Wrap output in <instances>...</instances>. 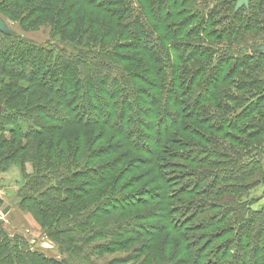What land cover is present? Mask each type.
Wrapping results in <instances>:
<instances>
[{
    "label": "trees",
    "instance_id": "trees-1",
    "mask_svg": "<svg viewBox=\"0 0 264 264\" xmlns=\"http://www.w3.org/2000/svg\"><path fill=\"white\" fill-rule=\"evenodd\" d=\"M202 1L191 0L186 6L189 0H0V14L18 22L20 29L48 26L53 38L62 39L40 45L0 29V172L14 162L30 164L18 190L20 205L63 254L58 259L31 250L24 238L9 236L0 223V264H96L88 258L107 251L101 239L121 235V227L108 229L106 225L115 221L105 219L129 202L113 195L111 187L99 189L96 196L87 195L82 202L80 186H72L84 180L96 187L112 171L108 163L118 164V156L109 157L122 144L100 143L107 127H118L127 144L153 155L156 144L169 133L187 131L183 121L195 117L203 104L218 98L236 102L237 107L218 104L226 113L212 114L217 121L205 128L225 137L227 131L237 129L238 121L262 107L264 54L257 44L264 26L257 28V19L264 20V0L254 2V6L248 0L247 6L243 3L235 8V0H216L207 10ZM241 12L246 13L244 23L237 20ZM223 19L219 29L209 30ZM191 36L213 40L218 46L212 49L209 43L185 40ZM59 41L71 46H57ZM185 63L192 67H183ZM182 67L188 74L184 88L179 84ZM201 74L204 78L198 82ZM237 75L241 80L231 81L236 82V90L255 86L254 94H226L224 83ZM157 114L160 116L155 119ZM4 120L10 124L5 126ZM187 134L197 137L193 130ZM110 137L120 141L115 134ZM202 140L211 148H189L192 150L181 157L192 165L209 162L207 167L212 165L215 170L190 167L193 180L183 175V167L169 173L168 195L154 191L162 201V210L166 212L168 205L173 209V220L185 221L193 215L191 209L212 210L203 216L207 222L202 223L203 229L222 223L226 212H242L213 230L211 239L202 243L212 254L209 263L202 262L203 257L200 260L204 249L191 252L186 248L189 241L181 239L183 234L167 255L189 251L190 255L187 252L179 257L184 264H264V254H259L255 244L264 242V200L255 206L264 196L237 204L228 195H236L241 188L223 186L258 171V154L240 158L231 152L224 157L225 149L218 142ZM126 152L131 151L125 148ZM131 159L134 162L135 158ZM216 159H227L231 164L226 167ZM203 179H207L206 184L200 190L194 188ZM189 191L200 195V201L181 200ZM205 197H217L218 202ZM189 227L182 224L181 230ZM224 235L229 238L209 246ZM213 253H225V261L216 260ZM107 263L114 264L112 258Z\"/></svg>",
    "mask_w": 264,
    "mask_h": 264
},
{
    "label": "rangeland",
    "instance_id": "rangeland-1",
    "mask_svg": "<svg viewBox=\"0 0 264 264\" xmlns=\"http://www.w3.org/2000/svg\"><path fill=\"white\" fill-rule=\"evenodd\" d=\"M190 1L191 0H189L186 6L191 5ZM257 1L258 0H252V6H254ZM215 2L216 0H203L202 6L207 10ZM243 3L247 6L248 0H235L234 8L235 6L238 7ZM239 14L240 16L237 18L238 22L244 23L246 19V13L241 12ZM257 22L259 23L257 24V28H260V26L262 28L264 26V20L262 21V18L257 19ZM196 23L199 22L197 21ZM223 24L224 19L218 22L219 26H214L212 29L209 30L219 29ZM0 26L2 29L6 30V32L8 31L9 33H11V35H20L22 38H25L30 42H33L34 44L47 45L55 39L51 36L50 28L48 26H40L34 30L24 31L20 29L18 22L10 21L1 14ZM201 26L204 27V24H202ZM261 34L262 37L260 38L257 45L259 46L261 51L263 50V53L264 29L261 31ZM195 39L203 41L204 43L211 44V46L213 47L212 49H214L215 46H218V43L214 42L213 40L205 39L201 36H191L185 40L193 41ZM55 40L62 39L56 38ZM64 42L59 41L60 45L57 44V46H71ZM208 56L211 60L212 55L209 54ZM183 67L191 68L192 66L191 63H185L183 64ZM183 67L179 74V77H181L183 80H181L179 84H181L180 86L184 88L185 83L187 82L188 74H186L187 72ZM182 70L185 71L184 74ZM144 76L146 77L147 75L145 74ZM202 76L203 75L201 74L200 77L197 79L198 82H201L202 78H204ZM148 77L150 76L148 75ZM232 80H236L238 82V80L241 79L238 77V75L237 77H231L229 78V80H227L228 84L224 83L223 86L226 94H230L233 97L245 96L246 94H250L249 92L251 91L252 93L250 95H252L254 94L253 91L257 88L254 86L245 88L242 91H237L235 87L237 84L236 82L231 84ZM252 80L254 81V78ZM138 82L139 86H143L144 88L146 87V85L141 81ZM243 82H247V80L243 79ZM260 83H262V81ZM176 93L177 92L174 93V96L176 95ZM223 103H227V105H233L237 107L236 102H228L223 98H218L217 100H214L212 104L206 103L201 105V107L197 108V111L195 112V117H193L191 120L188 119L187 121H183V123L187 124V131L193 130V134H195L197 137L188 135L187 131H173L167 135L165 140L162 139L164 136L161 138L163 141L160 140L158 145L156 144V148L153 155H151V153H148V151L144 149L143 150L145 152H143L140 148L137 147L136 148L138 150H135L133 148V145L127 144V141L121 135V130L118 127H114L116 130L109 129L107 127V129L104 131L103 138L101 139L100 143H103L104 145L108 144L109 142L122 144L120 148L115 149V155H111L109 157L112 158V156H118V164L115 165L112 162L110 164L108 163L109 167L112 168V171L108 175V178L105 180V182L99 184L96 187H90L89 185L85 184L86 181L84 180H80L74 183L72 186H80L79 189L82 190V194L80 196L83 197L82 202L83 200H87V195L96 196L99 189H108L109 187H111L109 189L112 190L110 192L113 195H116V197L119 196L123 202H129V204L127 205V207L121 208V210L117 211L115 214L105 219L108 221H115L110 225H106V227L111 230H119V227H121V235L107 236L104 239H101L102 243L105 244L107 251L100 253L99 256H90L88 258L90 262L96 264H108L107 262L112 258V262L114 264H184L179 259V257L186 254L187 252L190 255L189 251H183L181 255H176L175 253L167 255L170 251H172L175 241L180 240L178 236L182 234L183 237L181 239L184 240L185 243L189 241L186 247L187 249L191 248V252H195L196 250L203 251L202 249H204V252H201L200 260L203 257L202 262L210 261V259L208 258H210L212 254L208 253V249L204 247L205 245H202V243L211 239L214 234L212 232H214L216 229L229 224L234 219H237L242 211H238L237 214H234L233 212H226L227 216H225V219L222 220V223L215 225L214 227H210V229H203L204 227L202 226V223L203 225L207 223L203 216L209 215L211 212H213L212 210L203 211L205 207H201L200 209L197 207L196 209H191L190 212H193V215L189 216L190 218H188V221H185L186 219L180 220L179 218L173 220V217L170 213L173 209L171 210L170 207L167 205V211H163V204H161L162 201L156 198V196L154 195V191L157 190L158 192H160V194L168 195V193L170 192L171 183L168 179H166V177L169 173L173 172L174 170H180L179 167H183V175L186 176L187 180H193L192 177H190V167H207L209 162H206L205 164L197 163L192 165L184 161L181 155H183L184 152H190L194 148H211L205 142H202V139L205 140V138H209V140H213L214 143L218 142L219 146L225 149L223 150L225 151L224 154H226L224 155V157L229 156L232 153L236 154L240 158H250L251 155L258 154L261 161V168L259 167V170L252 173V175L242 177L238 181L230 180L227 181L229 183H224L223 186L241 188L236 190V195H228V197H230L229 200L233 198V201L239 204L238 201H253L258 196L259 198L260 196H264V100L261 103L262 107L260 109L251 113L248 118L237 122L238 126L236 130L227 131L229 132L227 135L228 137H225L222 134L217 135L215 131H206L205 129L206 127L211 126L212 124H214V122L217 121L215 116H213L212 114L218 115L226 113L225 111L221 110V108L219 107L220 105H218ZM159 108L160 107H158L157 109L158 112ZM5 112L9 113L6 109ZM130 114V111H128L127 115L130 116ZM158 116H160V114L155 115V119H157ZM207 121H209V123ZM7 122L8 121L4 120L3 124L5 126L9 125L10 123L8 124ZM189 122L192 125H189ZM229 122L233 121L230 120ZM185 124L182 126L183 128L186 127ZM201 125L203 126V128L200 127ZM153 129V132L155 133V127ZM69 130L73 129L69 128ZM255 132H258V135L256 137H248V134H255ZM112 134L117 135L120 141H113V138L110 137ZM241 143L245 145V148L240 145ZM8 147L10 146L8 145ZM5 148L7 149V147ZM125 148H128L131 152L124 153ZM127 154H130V157ZM155 155H157V157ZM131 157L135 158L134 162ZM216 160L222 162V164H224V166L226 167L231 164L230 161L228 162L227 159ZM128 162H131V164H128ZM164 163L167 164L163 165ZM209 167L210 168L207 167L209 170H215V167H212V165H209ZM217 168H219V166H217ZM29 172L30 164L28 162H25L23 164L14 162L7 166L4 171L0 172V198H2L5 202L10 205L8 213L3 217V227L5 228L9 236L13 237L15 235H19L24 238L28 243L29 249L38 251L47 257L59 259L60 257H62L63 254L60 252L58 244L55 242V240L49 238L44 229L41 227L40 223L32 216V214L29 211L22 209L20 205V197L18 195V190L20 189L23 183L24 178L22 177V175L24 173ZM206 182L207 179H203L200 185L195 183L194 188L200 190L202 186L206 184ZM93 189L95 191H93ZM157 191L156 193H158ZM190 193L191 191L186 193V195L181 196V200L194 199L196 203L200 201V195H195V191L194 193ZM205 198L213 200L216 203L218 202L217 197ZM263 200L264 197L261 198L257 203H255V206L261 204ZM163 202L170 204V202H167L165 200ZM106 208L110 209V206H107ZM182 224L187 225V227L191 225V227H189L190 229L186 228L185 230H181ZM170 225L173 227H171ZM160 228H164V230H161ZM127 229H130L131 231L126 232ZM171 232H175V234H171ZM187 236H192V239L195 238L197 241H199L200 239V242L197 244V241H192V239ZM225 238H229V235L218 237L215 241L210 243L209 246L218 244L224 241ZM101 240H96L95 242H101ZM255 244L257 245L256 247H258L259 249V254H264L263 240L256 241ZM230 246L231 244H229V248ZM237 247H240L239 243ZM213 254L214 256H216V260L218 258L222 261H225V253H223L222 255H215V253ZM193 257L194 256L192 255L191 260Z\"/></svg>",
    "mask_w": 264,
    "mask_h": 264
},
{
    "label": "water",
    "instance_id": "water-1",
    "mask_svg": "<svg viewBox=\"0 0 264 264\" xmlns=\"http://www.w3.org/2000/svg\"><path fill=\"white\" fill-rule=\"evenodd\" d=\"M1 26H0V29L4 30V29L1 28ZM4 31H6V30H4ZM9 209H10V205L7 202H5L2 198H0V223L4 222V218L3 217H4V215H6L8 213Z\"/></svg>",
    "mask_w": 264,
    "mask_h": 264
}]
</instances>
